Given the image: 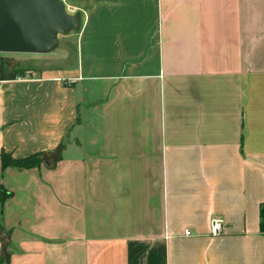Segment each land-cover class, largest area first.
I'll use <instances>...</instances> for the list:
<instances>
[{"label": "crops", "instance_id": "obj_1", "mask_svg": "<svg viewBox=\"0 0 264 264\" xmlns=\"http://www.w3.org/2000/svg\"><path fill=\"white\" fill-rule=\"evenodd\" d=\"M63 2L81 27L13 54L50 65L0 77L9 264H264V0Z\"/></svg>", "mask_w": 264, "mask_h": 264}, {"label": "water", "instance_id": "obj_2", "mask_svg": "<svg viewBox=\"0 0 264 264\" xmlns=\"http://www.w3.org/2000/svg\"><path fill=\"white\" fill-rule=\"evenodd\" d=\"M81 24L80 16L67 13L63 0H0V54H50L60 35L78 30ZM2 251L9 264L7 242Z\"/></svg>", "mask_w": 264, "mask_h": 264}, {"label": "trees", "instance_id": "obj_3", "mask_svg": "<svg viewBox=\"0 0 264 264\" xmlns=\"http://www.w3.org/2000/svg\"><path fill=\"white\" fill-rule=\"evenodd\" d=\"M25 73V72H23ZM14 79V78H12ZM61 151L56 150L49 155L45 154H34L27 158L23 159H14L11 154L2 153V167L6 169L8 167H16V168H24V169H31V168H38L43 163L48 165L49 167L53 168L56 166L58 161L61 159ZM43 157H47V160H44ZM12 196L11 192L5 190L3 186H0V205H3L6 199ZM260 217L261 223L260 228L261 231L264 233V204L261 205L260 208ZM9 234L3 229L2 225L0 224V243L8 242ZM0 264H6V260L4 254L0 259Z\"/></svg>", "mask_w": 264, "mask_h": 264}, {"label": "rangeland", "instance_id": "obj_4", "mask_svg": "<svg viewBox=\"0 0 264 264\" xmlns=\"http://www.w3.org/2000/svg\"><path fill=\"white\" fill-rule=\"evenodd\" d=\"M75 31V30H73ZM71 31V32H73ZM66 35H60L59 39L62 42H65ZM57 53H54L52 55H49V57H40V59H27L30 57H19V55H13V54H0V77L2 78H18V77H25L26 71H29L28 68L30 64L40 65V66H49L52 59L55 58ZM16 58H23L22 61H18ZM38 58V57H37ZM24 63V64H23ZM23 65V66H22ZM28 67V68H25ZM25 72V73H23ZM151 209V211H150ZM153 208H149V213L153 215L152 213ZM150 225L154 223H149Z\"/></svg>", "mask_w": 264, "mask_h": 264}, {"label": "built area", "instance_id": "obj_5", "mask_svg": "<svg viewBox=\"0 0 264 264\" xmlns=\"http://www.w3.org/2000/svg\"><path fill=\"white\" fill-rule=\"evenodd\" d=\"M224 231V223L223 220L219 218H213L211 220V235L213 237L220 236ZM186 235H190L189 231H186Z\"/></svg>", "mask_w": 264, "mask_h": 264}]
</instances>
